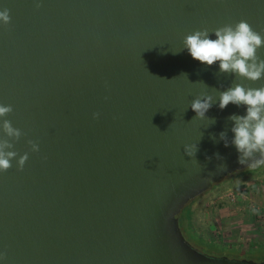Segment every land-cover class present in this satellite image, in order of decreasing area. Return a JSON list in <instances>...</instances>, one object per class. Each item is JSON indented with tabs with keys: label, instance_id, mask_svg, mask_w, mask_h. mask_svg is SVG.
Instances as JSON below:
<instances>
[{
	"label": "water",
	"instance_id": "1",
	"mask_svg": "<svg viewBox=\"0 0 264 264\" xmlns=\"http://www.w3.org/2000/svg\"><path fill=\"white\" fill-rule=\"evenodd\" d=\"M4 9L0 103L13 111L0 141L18 153L0 173L5 264H255L195 248L180 217L253 169L231 144L230 117L245 106L221 109L219 93L264 78L202 64L183 40L241 20L264 35V0H0ZM205 95L214 100L200 120L191 103Z\"/></svg>",
	"mask_w": 264,
	"mask_h": 264
},
{
	"label": "clouds",
	"instance_id": "2",
	"mask_svg": "<svg viewBox=\"0 0 264 264\" xmlns=\"http://www.w3.org/2000/svg\"><path fill=\"white\" fill-rule=\"evenodd\" d=\"M39 6L40 4L37 3V7ZM10 20L9 10H0V24L7 25ZM212 34L215 39L211 38L208 29L196 30L184 37L183 45L193 59L208 66L219 62L221 72L233 73L247 80L259 81L264 78V58L258 55V50L264 47V35L253 30L246 20L217 28ZM213 100V96L205 95L192 101L191 109L196 114V118L206 119V113L212 107ZM229 104L245 106V114H233L230 117L233 133L231 144L239 154V163L251 168L264 167V87H245L237 83L219 93V107L225 109ZM12 111L10 105L0 103V118ZM99 115L95 113L94 118L98 119ZM3 129L7 136L15 137L17 140L22 135V132L14 128L8 120L3 121ZM220 139L225 141L227 147L226 133L221 132ZM28 143L33 152H39V145L36 142L30 140ZM12 147L13 145L8 141H0V173L10 169L11 162L18 156L16 151L8 150ZM196 151L195 144L185 146V153L190 157L194 156ZM257 153L258 158H256ZM28 159V153L19 156L17 163L21 170ZM5 262L6 254L0 252V264Z\"/></svg>",
	"mask_w": 264,
	"mask_h": 264
},
{
	"label": "rangeland",
	"instance_id": "3",
	"mask_svg": "<svg viewBox=\"0 0 264 264\" xmlns=\"http://www.w3.org/2000/svg\"><path fill=\"white\" fill-rule=\"evenodd\" d=\"M263 180L264 167L234 177L198 198L186 217L191 215L196 232L202 237L230 252L260 251L258 257L264 259ZM226 257L241 258L233 253Z\"/></svg>",
	"mask_w": 264,
	"mask_h": 264
},
{
	"label": "trees",
	"instance_id": "4",
	"mask_svg": "<svg viewBox=\"0 0 264 264\" xmlns=\"http://www.w3.org/2000/svg\"><path fill=\"white\" fill-rule=\"evenodd\" d=\"M261 168L262 167L250 169V170L242 173L243 175L240 174V175L236 176L235 178H238L240 176H244L249 172L251 173V172L258 171ZM192 204H190L184 210V212L182 213V215L180 217L181 230H182L184 236L187 237V239H189L190 244H192L195 248L199 249L200 251H203L205 253H208V255L215 256V257H224V256H228V253H230V254L233 253V254L239 255L241 257L240 259H248L250 262H253V263L255 261H261L262 258L260 259V257H258V254L260 251H255V250H253V251H251V250H248V251L234 250L233 251L232 250L230 252L229 250H227L225 247L219 245L218 243L212 242L211 240L199 235L196 232V229L192 223L191 215H189V217H186V215L189 214L190 207Z\"/></svg>",
	"mask_w": 264,
	"mask_h": 264
},
{
	"label": "flooded vegetation",
	"instance_id": "5",
	"mask_svg": "<svg viewBox=\"0 0 264 264\" xmlns=\"http://www.w3.org/2000/svg\"><path fill=\"white\" fill-rule=\"evenodd\" d=\"M232 259H238V258H232ZM240 260H248V259H240ZM262 262H264V259H261V261H255L254 263L257 264V263H262Z\"/></svg>",
	"mask_w": 264,
	"mask_h": 264
},
{
	"label": "crops",
	"instance_id": "6",
	"mask_svg": "<svg viewBox=\"0 0 264 264\" xmlns=\"http://www.w3.org/2000/svg\"><path fill=\"white\" fill-rule=\"evenodd\" d=\"M260 185H264V180L262 181V183Z\"/></svg>",
	"mask_w": 264,
	"mask_h": 264
}]
</instances>
